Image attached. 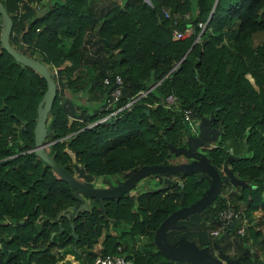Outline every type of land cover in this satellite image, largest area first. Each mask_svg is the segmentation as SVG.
<instances>
[{"label": "trees", "instance_id": "1", "mask_svg": "<svg viewBox=\"0 0 264 264\" xmlns=\"http://www.w3.org/2000/svg\"><path fill=\"white\" fill-rule=\"evenodd\" d=\"M0 3L11 20L8 44L45 64L55 89L49 95L45 78L0 44V242L13 251L4 261L0 249V264H57L66 255L93 264L96 242L100 254L123 253L132 264H195L189 258H168L156 246L127 248L123 235H142L153 244L159 222L209 188L207 172L164 173L179 179L167 185L150 171L164 188L96 197L66 182L49 161L68 173L76 164L90 175L124 177L109 189L144 165L205 162L215 169L219 185L201 205L167 225L164 243L192 244L211 262L264 264V40L254 36L264 29V0H215L213 6V0ZM162 8L181 17L177 24ZM35 9L45 11L35 16ZM198 21H205L201 30ZM187 25L185 36L171 38L172 27ZM2 26L0 17V31ZM88 34L95 36L96 46L90 45ZM99 37L108 41L107 51ZM114 74L122 86L113 107L141 90L145 94L114 117L88 125L106 113L108 85L102 80ZM78 92L84 94L83 102ZM168 93L177 97L176 107L189 108L195 119L203 120L196 132L179 112L160 104ZM99 99L102 103L92 106ZM41 108L45 120L38 140L47 143L36 153L33 129ZM207 141L212 146L201 148ZM237 142L243 143L244 152L229 159ZM178 155L184 161L172 160ZM229 174L243 182L233 187ZM225 183L227 194L222 192ZM82 197L90 200L87 207ZM226 202L241 209L239 219L209 234L218 224L215 212ZM119 221L125 226L118 227ZM241 223L244 233L239 235L235 228ZM113 226L120 232L110 234ZM253 242L259 252L249 250ZM55 247L60 254L54 255Z\"/></svg>", "mask_w": 264, "mask_h": 264}, {"label": "water", "instance_id": "2", "mask_svg": "<svg viewBox=\"0 0 264 264\" xmlns=\"http://www.w3.org/2000/svg\"><path fill=\"white\" fill-rule=\"evenodd\" d=\"M148 1V0H145ZM215 0H213L212 6L214 4ZM211 6V8H212ZM45 9H41L38 11L37 9L34 10L35 16L41 15ZM211 13V9L208 12V15ZM0 17L3 20V26L0 31V44L2 47L14 58L17 60H20L29 66L33 67L41 76L45 78L46 81V92L49 95H53L55 93L54 89V82L49 76V71L47 70L45 64H43L41 61H39L36 58L26 56L25 54L17 51L15 48L10 46L7 42V33L9 31L11 20L8 14L3 9L1 3H0ZM197 36L194 38V40L191 42L189 47L193 44V42L196 40ZM99 39L102 41V44L105 46L106 51L108 50V41L102 37H99ZM189 47L185 50V52L180 56L183 57V55L186 53V51L189 49ZM177 62L174 63L172 67L175 66ZM111 85H108L106 88V91L110 89ZM147 88L146 90H148ZM41 101H38V104H40ZM46 103L45 105H47ZM160 104H163V100L160 99ZM147 113V111H146ZM45 120V108H41L39 117L36 120V126L33 129L34 132V144L32 149L38 153L39 147L42 145V143H39L38 140V129H41ZM97 120L89 123L88 125L96 122ZM67 154L70 157L71 162H75L74 154L71 150L68 148H65ZM50 164L56 168L58 174L68 183H70L75 188L79 189L83 193L89 195V196H96V197H114L122 192L128 190L139 178L143 177L145 174H147L150 171H154L157 173H166V172H175L177 170H188V169H196L203 172H207L210 177V185L209 188L203 193V195L197 199L196 201L182 205L180 207H177L176 209L172 210L170 213H168L157 225L153 232V241L156 245V247L168 258L175 257V258H181L186 259L189 258L195 262V264H214L211 262L205 254H203L201 251L195 249L192 244H183L178 243L173 246H167L163 241V232L166 229L167 225L179 214L186 212L188 210L194 209L195 207H198L201 205L204 201L208 199V197L216 190L217 186L219 185V177L216 173L215 169H213L210 165L206 164L205 162H199L191 161L189 163L182 162L179 164H164V165H144L140 167L136 172L132 173L128 178L125 179L118 187L112 188L111 190H105V191H95L90 187H87L75 180L73 176H71L68 172H66L63 169H59L56 164L49 161ZM74 170L77 172V175L82 177L85 180H90L91 176L88 173H85L83 169L78 166L74 165ZM167 180L164 178V181ZM182 194H180L181 197ZM72 231V228H71ZM74 237L76 234H73ZM0 249L5 254L4 261H7L13 254L12 250H8L4 244V242H0Z\"/></svg>", "mask_w": 264, "mask_h": 264}, {"label": "built area", "instance_id": "3", "mask_svg": "<svg viewBox=\"0 0 264 264\" xmlns=\"http://www.w3.org/2000/svg\"><path fill=\"white\" fill-rule=\"evenodd\" d=\"M162 14L165 17H168L172 20L173 23H176L180 20V16L175 13H169L167 9L162 8ZM187 14L184 15L186 17ZM205 21L197 22V26H199L200 30L204 27ZM190 31V26H185L182 30L178 29L177 27H172L171 29V38L178 39L185 36ZM103 83L107 85H111L110 89L107 91V94L104 98V106L103 108L106 110V113L98 118L97 121L103 120L105 118L114 117L118 110L122 107L129 105L133 102L138 96L144 95L146 91H139L136 96L130 97L123 105L113 107V104L118 100L120 97V91L122 86V79L118 74H114L112 79L107 77L103 78ZM163 104L166 108L174 109L181 114L182 119L187 123L188 128L190 131L195 132L194 128V121L196 120L192 112L189 108H178L176 107V100L177 97L172 94L168 93L163 97ZM82 168V167H81ZM241 209L234 207L231 203L226 202L222 207H220L216 212V220L218 224L209 230V234L215 235L220 230L226 228L227 226L231 225L234 220H238L241 215ZM235 233L241 235L244 233L243 223L235 228ZM116 249L119 250L120 246H116ZM93 264H132L130 259H127L123 253H105L100 254L96 252L93 259Z\"/></svg>", "mask_w": 264, "mask_h": 264}, {"label": "rangeland", "instance_id": "4", "mask_svg": "<svg viewBox=\"0 0 264 264\" xmlns=\"http://www.w3.org/2000/svg\"><path fill=\"white\" fill-rule=\"evenodd\" d=\"M256 35V36H255ZM254 36H255V40L256 41H262V40H264V29H262L261 31H258L257 33H255L254 34ZM69 41V38H67L66 39V42H68ZM99 103H102V100H96L95 102H92V106L94 105V106H98V104ZM89 106H91V105H88V107ZM194 128H195V130L197 131V129H198V127L203 123V120H201V119H196L194 122ZM46 142V141H45ZM210 143H212V142H210ZM210 143H206L205 142V144H207V145H201L202 147L201 148H208V147H210V146H212V144H210ZM237 144H238V148H237V146H236V148H234V150H233V152H231L230 154L231 155H229L228 156V158L230 159L231 158V156L232 155H234V154H236V153H239L240 152V149H243V147H244V145H243V143L242 142H237ZM191 145H192V143L191 144H188L187 145V147L188 148H190L191 147ZM234 146V145H233ZM229 148V147H228ZM229 151H231V150H229ZM238 155V154H237ZM184 158H183V156L182 157H180V156H177L176 158H173L172 160L173 161H184L183 160ZM226 172H227V167L226 168H224L223 170L221 169L220 170V176H224L225 174H226ZM168 172H166V174H167ZM73 174H74V176L76 177V178H78L80 181H81V184H83V185H87L88 187H90V188H92L93 190H95V191H105V190H111V189H109V188H111L112 186L114 187V185H115V181H114V179L113 178H111V177H107V181H102V178H98V177H96V176H94V178L92 179V180H85V179H83L82 177H80L79 175H77L75 172H73ZM160 174H164V173H160ZM153 175V174H152ZM229 176H230V178H231V181H232V183H233V187H234V185L235 184H241L243 181L241 180V179H239V178H237V179H235V177H234V175L233 174H229ZM101 180V181H100ZM140 181L139 182H137V184L134 186V185H132L129 189H128V191L127 192H130V194H132V195H135L137 192H138V190L139 189H141V188H146L147 190H153V189H156V188H158L159 187V185L157 184V181H154V179H153V177L151 176V174H147V175H144L143 177H141L140 179H139ZM234 182H235V184H234ZM228 189H229V187L226 185V183L225 184H223L222 185V192L223 193H226L227 194V192H228ZM80 195V194H79ZM81 196V195H80ZM83 198V202L86 204L85 206L87 207V204H88V199H86V198H84V197H82ZM188 211H190V210H188ZM187 212V211H186ZM184 213V212H183ZM119 224H121V223H119ZM117 226H113V227H111L112 229H114V228H116ZM223 230V229H222ZM222 230H220V231H222ZM226 232V231H225ZM137 239V238H136ZM135 239V240H136ZM258 244H257V242H253V243H251V245H248V248H249V250H251V249H254L255 251H257V252H259V249H257L258 247ZM137 247V246H136ZM139 249V248H138ZM60 248H54L53 249V252H54V255L55 254H60ZM94 251H96V247H95V249H94ZM83 254H85V251L83 250L82 252H81V255H83ZM215 262H213L214 264H226V262H224L223 260H220V259H216V260H214ZM57 264H80L79 262L77 263L71 256H69V255H66V256H64V257H62V258H60V259H58L57 261Z\"/></svg>", "mask_w": 264, "mask_h": 264}, {"label": "crops", "instance_id": "5", "mask_svg": "<svg viewBox=\"0 0 264 264\" xmlns=\"http://www.w3.org/2000/svg\"><path fill=\"white\" fill-rule=\"evenodd\" d=\"M117 2H118V4L120 5V4H122V2H123V0H116ZM176 14V13H175ZM198 35V34H197ZM196 35V36H197ZM195 36V37H196ZM88 40H89V42H90V45L92 46V47H94V46H96V42H95V36L93 35V34H88ZM77 97H78V99H79V101L80 102H83V100H84V94H82V93H80V92H78L77 93ZM96 120H98V119H96ZM97 122V121H96ZM196 132V131H195ZM205 139L207 138V136H205L204 137ZM206 143H210V142H206ZM210 144H212V143H210ZM204 146L205 145H207V144H203ZM202 145V146H203ZM232 146H233V144H232ZM236 146H237V148H238V144L236 143V144H234V146H233V148L231 147V146H229V150H231V148H232V150H234V148H236ZM243 153L244 152V147H243V149H240V152L239 153H236L235 155H237V154H240V153ZM231 155V154H230ZM178 156H180V157H182V155H178ZM233 156V155H232ZM231 156V157H232ZM182 162V161H181ZM165 174H160L159 173V177H161L162 178V181L164 182V183H166V181H167V185H169V184H171V182L172 181H179V179L178 178H176L175 176H170L169 178H167L166 176H164ZM153 177V179H154V181H156L157 180V177L156 176H152ZM235 177V176H234ZM164 178H166L167 180H165L164 181ZM140 179V178H139ZM138 179V181L137 182H139L140 180ZM235 179H237V177H235ZM231 180V179H230ZM137 182H135L133 185L135 186L136 184H137ZM163 182H159V183H157L158 185H159V187L158 188H164L165 187V185L166 184H164ZM145 190H147L146 188H141V189H139L138 190V192L137 193H140V192H142V191H145ZM128 194H130V192H127ZM119 223H121V224H119ZM118 227H120V228H122L123 226H125V224L122 222V221H119L117 224H116ZM120 229L119 228H114V229H112L111 227L109 228V230H108V232L110 233V234H115L117 231H119ZM120 232V231H119ZM126 237V247L127 248H131V249H138L139 248V250H142V249H153V248H155V243L153 242V244L151 243V242H148V240L144 237V236H142V235H138V236H135L133 239H129L127 236H126V234H124L123 235V237ZM137 238V239H136ZM136 239V240H135ZM99 242H96L94 245H93V247H92V249H93V251H94V249H95V247H96V251L95 252H98V248H99ZM137 246V247H136ZM128 250H130V249H128ZM128 250H126V251H128Z\"/></svg>", "mask_w": 264, "mask_h": 264}, {"label": "flooded vegetation", "instance_id": "6", "mask_svg": "<svg viewBox=\"0 0 264 264\" xmlns=\"http://www.w3.org/2000/svg\"><path fill=\"white\" fill-rule=\"evenodd\" d=\"M45 143H47V142H45ZM45 143H42V144H45ZM74 167V166H73ZM72 167V170H71V173H69L71 176H73L74 178H75V180L77 181V182H79V183H81V181L78 179V178H76L75 176H74V174H73V172H75L76 174H77V172L74 170V168ZM90 175V174H89ZM91 176V179L90 180H92L93 178H94V176H96V177H98V178H102V181L104 182V181H107V178L106 177H103V176H99V175H90ZM124 177L123 176H121V175H118V176H115L113 179H114V181L116 182L117 180H122ZM101 181V180H100ZM70 184V183H69ZM87 186V185H86ZM88 187V186H87ZM76 194H77V196L80 194V195H82L80 192H76ZM83 196V195H82ZM90 202V200H88V203ZM88 205V204H87Z\"/></svg>", "mask_w": 264, "mask_h": 264}]
</instances>
